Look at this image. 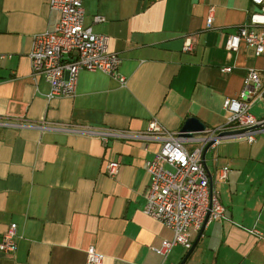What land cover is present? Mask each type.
<instances>
[{"label": "crops", "instance_id": "1", "mask_svg": "<svg viewBox=\"0 0 264 264\" xmlns=\"http://www.w3.org/2000/svg\"><path fill=\"white\" fill-rule=\"evenodd\" d=\"M81 5L84 25L109 37L126 84L81 71L72 97L47 101L49 85L42 76L33 79L28 54L35 35L53 30L56 13L49 0H0V237L11 223L17 234L15 250L0 253V264H86L89 246L103 255L101 264H180L189 249L176 245L166 256L154 251L173 232L142 212L145 164L159 143L145 151L140 142L103 144L16 126L26 120L144 131L154 120L177 132L194 117L216 129L226 121L224 100L238 97L247 71L264 78V56L244 46L225 49L227 37L260 7L251 0ZM210 11L213 28L207 30ZM254 31L264 34V27ZM188 37L193 51L184 53ZM226 67L231 72L221 73ZM249 113L263 118L264 102L251 103ZM204 161L224 218L190 232L191 243L198 239L183 264H264V131L250 144L224 140ZM111 162L120 165L114 177L105 174Z\"/></svg>", "mask_w": 264, "mask_h": 264}, {"label": "built area", "instance_id": "2", "mask_svg": "<svg viewBox=\"0 0 264 264\" xmlns=\"http://www.w3.org/2000/svg\"><path fill=\"white\" fill-rule=\"evenodd\" d=\"M251 2L260 7V12L251 15L248 23L237 27L227 37L225 49L237 52L244 46L259 57L264 56V34L256 33L254 28L264 27V0ZM49 9L57 16L53 30L35 35L28 54L33 79L42 76L49 85L47 101L72 97L81 71L101 72L124 87L126 79L119 73L120 59L109 51L108 36L94 34L84 25L81 0H49ZM95 21H102V18L95 17ZM205 28H213L212 11L207 16ZM185 40L182 51L191 53L192 37ZM1 59L3 55H0ZM231 70L226 67L220 69V72L230 73ZM257 100L264 102V78L258 71L250 69L245 75L238 97L225 99L223 102L227 115L225 123L216 129L205 128L199 138L194 133L189 137H181L179 131L170 132L154 120L149 122L144 131L50 125L44 121L30 123L26 120L16 127L34 128L40 132L50 130L85 135L98 139L103 144L111 140L140 142L145 151L149 143H159V150L145 164L149 184L142 212L172 230V238L163 240L159 248L154 249L166 256L176 245L189 249L192 245L191 231H199L205 224L224 218V207L217 193L209 187L203 152L210 142H213L211 148L231 139L253 143L256 136L264 131V117L257 119L249 113L251 103ZM243 129L247 130L243 134L219 137L225 132ZM192 144L198 146L189 151L185 146ZM119 166L118 162L108 163L105 174L114 177ZM16 237V224L11 223L0 237V253H12ZM102 259L103 255L93 246L86 249V264H101Z\"/></svg>", "mask_w": 264, "mask_h": 264}, {"label": "water", "instance_id": "3", "mask_svg": "<svg viewBox=\"0 0 264 264\" xmlns=\"http://www.w3.org/2000/svg\"><path fill=\"white\" fill-rule=\"evenodd\" d=\"M205 130V126L203 125V123H201L198 119L194 118V117H189L185 120V122L183 123L181 129L179 130L180 132V136L181 137H189L192 136L191 133L193 134H200ZM247 130L243 129V130H237V131H229V132H225L223 134H221L219 137H229V136H235L238 134H243L245 133ZM213 145V142H210L206 145L204 152H203V159L205 158V154L207 153V151L211 148V146ZM206 169V167H205ZM207 171V170H206ZM211 190V187H210ZM203 228V227H202ZM201 228V229H202ZM198 239V238H197ZM197 239H195L191 245V247L189 248V250L187 251L186 255L184 256V258L182 259V261L180 262V264H183L185 259L187 258V256L189 255V253L191 252V250L194 248Z\"/></svg>", "mask_w": 264, "mask_h": 264}, {"label": "rangeland", "instance_id": "4", "mask_svg": "<svg viewBox=\"0 0 264 264\" xmlns=\"http://www.w3.org/2000/svg\"><path fill=\"white\" fill-rule=\"evenodd\" d=\"M197 136H199V135H195V137H197ZM187 149H191V148H194V147H196V145L195 144H192V145H186L185 146Z\"/></svg>", "mask_w": 264, "mask_h": 264}]
</instances>
